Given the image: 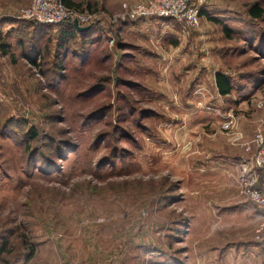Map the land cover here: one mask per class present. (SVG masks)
<instances>
[{"label":"rangeland","instance_id":"obj_1","mask_svg":"<svg viewBox=\"0 0 264 264\" xmlns=\"http://www.w3.org/2000/svg\"><path fill=\"white\" fill-rule=\"evenodd\" d=\"M30 1L0 0V264H264L238 178L264 135V0L143 34L139 0H74L95 33L66 44L18 19Z\"/></svg>","mask_w":264,"mask_h":264},{"label":"built area","instance_id":"obj_2","mask_svg":"<svg viewBox=\"0 0 264 264\" xmlns=\"http://www.w3.org/2000/svg\"><path fill=\"white\" fill-rule=\"evenodd\" d=\"M206 0H139L127 10L129 20L170 19L185 31L200 24V11ZM86 15V14H85ZM18 19L43 26L62 24L89 27L91 16L77 15L74 9L66 7L61 0H31L21 9ZM76 30V29H75ZM232 122L223 126L227 130ZM242 135L235 134L234 140H241ZM246 151L254 147L250 157L240 167V186L243 194L261 213V221L255 230V239L264 243V135L257 132L250 142L242 143Z\"/></svg>","mask_w":264,"mask_h":264},{"label":"trees","instance_id":"obj_3","mask_svg":"<svg viewBox=\"0 0 264 264\" xmlns=\"http://www.w3.org/2000/svg\"><path fill=\"white\" fill-rule=\"evenodd\" d=\"M61 1L66 7L71 8V5L69 3H66V0H61ZM248 12L250 16L253 18H259L262 15V12L256 6H253L251 9L248 10ZM200 16H202L201 12H200ZM33 24H35V26L37 27H43L36 23H33ZM58 29H59L58 31L59 42L61 41V43L63 44L68 43L72 39L75 40L77 36L83 40L91 41V38H92L91 35L94 32L93 27H91L90 29L86 31L79 32L75 30L71 25H68V24L59 25ZM226 33L228 34V32ZM1 48H3L2 45H1ZM215 86L220 96H228L232 92V89H233L230 79L227 76L223 74H219V73L215 75Z\"/></svg>","mask_w":264,"mask_h":264},{"label":"crops","instance_id":"obj_4","mask_svg":"<svg viewBox=\"0 0 264 264\" xmlns=\"http://www.w3.org/2000/svg\"><path fill=\"white\" fill-rule=\"evenodd\" d=\"M74 0H66V3H69L70 5H71V8H73V9H75L76 7L78 8V5H73L72 4V2H73ZM136 1H138V0H136ZM127 2V1H126ZM126 2L125 1H122V2H120L119 3V6H118V8L121 6V5H126ZM122 3V4H121ZM79 7H81V6H79ZM156 21H157V19H155ZM150 21H147V20H144V21H142L141 23H140V25H132L131 26V28L133 29H135V31L136 32H138L139 34H143V32H144V29H145V27H146V25L149 23ZM3 46V48H1V51L4 53V54H6L7 55V53H8V50L4 47V45L3 44H0V46ZM222 166H223V164H219V166H217V168L216 167H214V169H211L212 171H211V175H213V174H222L220 171H219V169H221L222 168ZM231 170H229V171H227V172H230ZM224 172H226L225 170H224ZM223 172V173H224ZM260 221H261V215H260V220H259V222H258V224L260 223Z\"/></svg>","mask_w":264,"mask_h":264},{"label":"water","instance_id":"obj_5","mask_svg":"<svg viewBox=\"0 0 264 264\" xmlns=\"http://www.w3.org/2000/svg\"><path fill=\"white\" fill-rule=\"evenodd\" d=\"M74 27L79 32L86 31V30H88L90 28V27H78L76 23H74Z\"/></svg>","mask_w":264,"mask_h":264}]
</instances>
